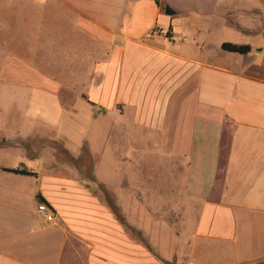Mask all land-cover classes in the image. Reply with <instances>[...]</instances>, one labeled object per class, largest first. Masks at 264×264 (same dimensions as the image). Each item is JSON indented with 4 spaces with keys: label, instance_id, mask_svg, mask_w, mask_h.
<instances>
[{
    "label": "crops",
    "instance_id": "obj_1",
    "mask_svg": "<svg viewBox=\"0 0 264 264\" xmlns=\"http://www.w3.org/2000/svg\"><path fill=\"white\" fill-rule=\"evenodd\" d=\"M30 2L45 20L17 23L27 32L16 41L63 53L61 84L79 95L59 118L21 115L8 135H24L23 119L49 123L77 157L95 121L93 135L106 136L96 150L104 160L110 150L96 171L111 167L95 182L116 210L75 166L56 159V148L32 163L0 165V264H264V44L251 41L264 31L257 4ZM222 42L251 49L227 51ZM54 74L51 88L61 85ZM151 160L158 177L150 176ZM20 164L35 174L2 170ZM38 202L51 207L52 222Z\"/></svg>",
    "mask_w": 264,
    "mask_h": 264
},
{
    "label": "rangeland",
    "instance_id": "obj_2",
    "mask_svg": "<svg viewBox=\"0 0 264 264\" xmlns=\"http://www.w3.org/2000/svg\"><path fill=\"white\" fill-rule=\"evenodd\" d=\"M194 1L170 0V5L187 7ZM247 1L257 4L256 6H258L263 16L261 26L264 29V0ZM31 6L30 0H0V165L14 166L16 161L19 163H32L33 160L30 158L44 154L49 156L51 147L56 148L55 156L58 161L69 162L75 166L88 187L102 195L110 205L115 206L110 191L95 182L97 171L99 175L101 173V175L109 177L111 169V167L105 166L102 170L96 171V166L100 163L110 162V158L107 157V154L110 155V150L109 147L104 150L106 153L104 158H107V160L102 159V154L96 150V148L101 147L106 136H101L103 137L101 138L93 135L92 129L95 128V121L92 122V125H88L90 135L83 141L77 157L71 156L66 151L63 147L62 138L56 136L55 128L50 126L49 123H46L49 126L47 127L44 122L23 119L22 132L24 135L18 138L14 134L8 135L18 126L17 120L20 119L21 115L31 117L33 114H48L59 118L64 113L63 108L68 107L64 103L79 95L78 89L63 88L61 84L65 80V74L62 73L64 72L63 53L61 55L51 54L44 47L34 51L31 47V41H23L22 44L19 39L16 41L17 36L27 32L26 29L20 30L18 28L17 30V23L21 21L26 23L29 16L35 17L34 21H36V18H39L40 21L45 20V16L41 15V8L33 12ZM259 21L260 19L257 18L256 23ZM18 31L21 34L17 35ZM262 31L258 30L256 34L251 36L252 44L257 46L264 44V31ZM166 34L169 35L168 29H166ZM247 37L234 38L230 35L227 39L229 41H245ZM45 44V41L39 40V45ZM17 49L22 56H20L21 59L17 58L16 61L14 56H16L15 52H18ZM22 59L25 61H21ZM34 66L41 72L30 71L28 67ZM14 68H18L19 72L16 73ZM46 73L49 75L55 73L53 78L61 85L57 87L55 84L56 87L51 88L50 77ZM46 85H49L50 89L46 88ZM43 124L45 126H42ZM108 140L110 141V138ZM16 142L19 143V147L14 146ZM102 161H105V163H102ZM151 163L150 176L158 177L160 175L159 170L155 168L157 163L153 160H151ZM2 174L4 173L0 171V176ZM26 193V190H23L25 196Z\"/></svg>",
    "mask_w": 264,
    "mask_h": 264
},
{
    "label": "trees",
    "instance_id": "obj_3",
    "mask_svg": "<svg viewBox=\"0 0 264 264\" xmlns=\"http://www.w3.org/2000/svg\"><path fill=\"white\" fill-rule=\"evenodd\" d=\"M157 4H160L159 0H154ZM221 48L227 51H233V52H239V53H246L250 51L251 46L248 43H235V42H222L221 43ZM2 170L4 171H10V172H15L23 175H34L35 172L27 169L23 164L18 165L15 168L11 167H2ZM41 200H43L41 198ZM112 209L116 210V207L113 205H110ZM167 264H172V263H167Z\"/></svg>",
    "mask_w": 264,
    "mask_h": 264
},
{
    "label": "built area",
    "instance_id": "obj_4",
    "mask_svg": "<svg viewBox=\"0 0 264 264\" xmlns=\"http://www.w3.org/2000/svg\"><path fill=\"white\" fill-rule=\"evenodd\" d=\"M36 210L39 215H41L46 222H52L54 218L53 211L51 207L45 202H38Z\"/></svg>",
    "mask_w": 264,
    "mask_h": 264
},
{
    "label": "water",
    "instance_id": "obj_5",
    "mask_svg": "<svg viewBox=\"0 0 264 264\" xmlns=\"http://www.w3.org/2000/svg\"><path fill=\"white\" fill-rule=\"evenodd\" d=\"M164 10H165L166 14H173L174 13V11L167 5L164 7Z\"/></svg>",
    "mask_w": 264,
    "mask_h": 264
}]
</instances>
